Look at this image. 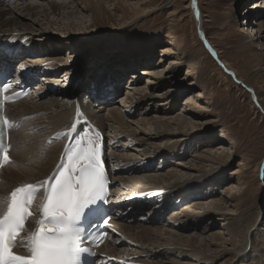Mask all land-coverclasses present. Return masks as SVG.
I'll return each instance as SVG.
<instances>
[{
  "label": "bare ground",
  "instance_id": "1",
  "mask_svg": "<svg viewBox=\"0 0 264 264\" xmlns=\"http://www.w3.org/2000/svg\"><path fill=\"white\" fill-rule=\"evenodd\" d=\"M41 1H50V3H47L46 6L43 2L33 0L25 8H20L19 5L4 8L8 0H0V48L7 45L15 49L20 43H23L21 50L23 54H28L27 58L25 57V60L22 61L21 66L34 71L42 67V72H46V75L49 78L51 77L48 85L40 84L42 93L39 97L33 98L32 96L9 107L10 115L14 118L41 114L31 120L24 129L13 135L12 162L15 161L19 165L17 169H12L11 162L1 173L0 212L4 211L6 199L13 188L43 179L55 167L63 144L54 142L50 147H46L45 140L55 132L63 129L67 123H71V117L74 114V107L70 105L74 99L72 96L81 94L84 96L90 95L91 97L97 90V98L110 102L109 96L116 95V92L120 90L123 79L128 81L126 86L128 95L124 98L123 104H120L122 102L119 101L116 106L106 107L105 104L100 103L97 108H94V105L89 103L86 109L88 114L109 137L113 148L112 153H110V162L113 165V170L118 173V177H121L123 189L128 191V195L140 193L142 194L141 197L145 198L144 201L141 200L142 203H135L133 207H129L130 204L126 207L122 205L125 201L122 202L121 198L117 199L120 200L118 201V203H121L120 208L129 211L130 216L128 219L133 220L137 217L139 219L140 215L146 214L145 220H154L153 222L157 223L156 219L161 217L166 210L176 209V201L180 202L181 194L184 195V200L188 199L193 193V188L202 187L218 179L222 169L215 166V164L221 162V154H225L224 147L219 145L216 146L217 149L195 155L188 162L184 160L179 163L176 162L175 168L172 167L164 173L158 175L148 173L144 177L138 176L144 171L147 173V169L155 166L158 162L160 165L164 161L169 162L171 158L175 157V151L179 147L194 143L201 135L200 133H192L198 122L195 115L188 111L187 106L182 107V112H179L178 115L165 112L162 116L158 114L152 117L148 116L151 114L148 109L151 108V111L155 109L157 101L164 100L168 104L172 101L176 102V98H172L175 97L173 95L175 89L163 90L162 87L167 81H170V73L177 67V64L181 63L180 59L182 58L170 59L169 64L161 67V69L160 67L153 68V66L145 67L153 65V63L148 58L145 63L141 62L147 52H142L138 45H134V40L131 39L132 33L129 32L120 47L121 54L119 52L116 53L117 56L115 53L114 56L109 55L111 61L107 66H102L99 63L101 66L92 74L89 73L88 76L84 74L80 78L75 76L76 79L70 77L65 80L71 82L69 84L70 88L61 87L59 92L64 96V98H61L64 99V102L60 103L59 99L55 97L59 93L56 90L59 89V83H61L59 74L62 70H65V74L68 70L72 71L71 69H64L66 65L60 58V53L63 51L62 46L70 44L73 49L74 46L78 48L76 45L79 37L86 34L76 31L73 25V27L63 29L66 33L65 37L52 38L53 34L49 31L51 27H46V24L50 26L53 19V21L57 18L60 20L61 17H67V19L69 17L78 18L85 12L94 13L98 10L102 12L104 10L103 2L109 0ZM130 6L138 18L153 10V6L148 4V1L131 3ZM190 6L195 15L194 0L190 3ZM250 8L249 10L245 8L247 10L245 14H248V16L246 19H242L240 27L245 36L249 38L248 46L257 47L258 45L260 49H263L264 0H255ZM253 10L255 11L252 12ZM175 14L172 13L171 15ZM252 17H254L255 22L251 20ZM134 21L128 23L129 26ZM92 35L87 36L91 37ZM74 43L76 45H73ZM110 47H112L111 44L107 46V50L103 55L107 54ZM44 49L50 51L46 50L47 52L44 53ZM173 50L168 46L163 49L166 54L170 55L174 54ZM142 53L144 55L139 58V54ZM88 56H83L85 61L83 68L86 73L92 65L89 63ZM138 58L139 62H137ZM76 61L77 64L80 63V60ZM222 63L227 67V62ZM138 65L145 67L140 72L141 75L145 76V78L143 77V81L146 82L145 86L141 85L142 76H138L133 71L134 67H138ZM66 67L68 68V66ZM232 72L234 73V71ZM77 74L80 75V73ZM43 77L45 78V76ZM103 81L104 83L107 82L105 86L101 84ZM73 82H77L74 88L72 86ZM112 85L115 87L114 90H109L108 87ZM178 87L184 90H192L193 85L189 87L180 83ZM131 90H134L133 93ZM108 92L109 95L107 96ZM44 93L46 95L45 99L41 96ZM104 94L105 96H103ZM254 94L259 101V109L264 111L262 98L260 99L255 92ZM200 96L202 95L197 97ZM38 100L41 101V104H37ZM191 100V95H188L184 104L192 103ZM80 101H83V98H80ZM53 102L54 104L48 106L49 103ZM197 106L203 108V110L205 109L200 103H197ZM146 107L149 108L142 114ZM123 112L130 117L136 115H144L145 117L136 121H128L124 118ZM16 115L17 117H15ZM212 129L213 126L211 125L207 132L210 133ZM28 131L29 133H27ZM163 140H167L170 145L161 146L160 142ZM131 144L136 145V149L134 148L135 154H129ZM179 156H181L180 159L185 158V155L180 154ZM208 166L211 169L208 170ZM216 167L217 169H215ZM159 168L161 167L159 166ZM6 171L7 178L4 177ZM4 179L6 180L2 183ZM230 188V190L237 189V187L232 186ZM132 191L137 192L132 193ZM203 193L199 192V196L193 199L192 205L184 206L182 209L179 208L181 209L179 212L173 211L172 217L167 222L169 227H165V229L156 225V227L150 225L149 227H137L136 225L122 224L115 240L105 244L101 252L106 253L108 256L127 258L130 261L134 259L135 264H151L146 259L150 257L159 259L158 264H167L168 262L171 264H231L228 261L233 259L237 260L238 264H262L263 260L258 259L253 249L248 248L246 245L249 240L248 229L257 224V219L252 225L234 221L224 225L225 229L227 227V230H230L229 234L234 235L236 241L233 238H227L221 230L204 235L210 229L208 225L212 227L218 225L217 221L219 220H225V222L229 219L233 220L236 214L231 207L232 204L228 205V200L212 198L210 201L202 202V199L199 198L203 197ZM151 198L154 203L153 201L149 203ZM175 199L177 200L175 201ZM132 214L133 216H131ZM193 226H196L194 228L199 230L196 237L178 232L181 229L184 230ZM30 230L31 226L28 225L26 233L21 238L26 240ZM240 244L245 246L242 247ZM123 245H126V248H123ZM23 249L24 246L19 245L17 252L21 254ZM135 249L140 251L139 254L144 259L136 258L135 252H131ZM232 255L234 257H230ZM223 259L225 260L221 261Z\"/></svg>",
  "mask_w": 264,
  "mask_h": 264
},
{
  "label": "rangeland",
  "instance_id": "2",
  "mask_svg": "<svg viewBox=\"0 0 264 264\" xmlns=\"http://www.w3.org/2000/svg\"><path fill=\"white\" fill-rule=\"evenodd\" d=\"M30 1L33 0H16L13 3L6 4L4 8L14 5L25 8ZM34 1L43 2L46 6L50 3V1ZM139 1H148V4L153 6L152 11L140 18L135 15L130 6L131 3ZM192 1L109 0L103 2L104 10L102 12L99 10L94 13L82 12L84 14L78 18L69 17L67 19V17H61L60 20L57 18L55 21L53 19L52 25L46 24V27H51L49 31L53 34L52 38L65 37L66 33L63 29L73 27V25L76 31L86 34L79 37L77 45L73 44L78 48L74 46L73 49L70 44L62 46L63 51L60 53V58L68 66V68L64 66V69L72 70L67 71L69 74H65V70H62L59 74L62 80L70 77L76 79L75 76L80 78L84 74L88 76L89 73L95 72L101 64L107 66L111 61L109 55L114 56V53L119 52L121 54L120 47L129 32L132 33L131 39L134 40V45H138L142 52H147L141 62L145 63L148 58L153 63V65L145 67L153 66V68L160 67L161 69V67L169 64L170 59L182 58L180 59L181 63L177 64V67L170 73V81H167L162 87L163 90L175 89V93L173 92L175 97L172 98H176V102L172 101L168 104L164 100L157 101L155 109L151 111V108L146 107L142 114L149 108L148 110L151 113L148 115L149 117L156 114L162 116L165 112L178 115L179 112H182L181 108L187 106L188 111L195 115L198 122L192 133H200L201 135L194 143L179 147L175 151V157L171 158L169 162L164 161L162 163L163 168H159L160 163L158 162L155 166H151L152 168L149 167L150 170L148 168L147 173L144 171L138 176L144 177L148 173L155 175L164 173L172 167L175 168L176 162L179 163L183 160L188 162L195 155L217 149V145L223 146L225 150V154H221V162L215 164V166L222 169L221 175L211 183L191 189L193 193L188 199L184 200V195L181 194L182 197H178L181 199L180 202L175 199L176 209L166 210L161 217L156 219L157 223L153 222L154 220H145L144 218L147 217L145 214L140 215L139 219L137 217L130 220L127 224L136 225L137 227H149L150 225L165 229V227H169L167 222L172 217L173 211L179 212L184 206L192 205L193 199L199 196V192H204L203 197L199 198L202 199V202L210 201L212 198L228 200V205L232 204L231 207L236 214L233 220L229 219L226 222L225 220H219L217 221L218 225L212 227L208 225L210 229L205 233L203 232L204 235L221 230L227 238H233L236 241L237 239L234 235L229 234L230 230H227V227L225 229L224 225L233 221L252 225L257 219V224L248 229L249 240L246 245L248 248L253 249L257 258L263 260L262 264H264V111L259 109V101L254 94L255 92L260 99L262 98L264 105V47L260 49L258 45L257 47L248 46L249 38L245 36L240 27L242 19H246L248 16V14H245L246 11L251 9L250 6L255 0H197L202 15V28L206 37L218 54L219 59L222 62H227V68L234 71V75L224 69L206 47L200 36V31H198L197 17L193 14V9L190 6ZM172 13L176 14L171 15ZM253 18L251 20L255 22ZM132 21H134V24L132 23L129 26L128 23ZM89 34L93 35L88 37ZM109 44L112 47L106 55H103ZM166 46L173 48L174 54H166L163 51ZM82 49L85 50L81 51ZM46 50L50 51L44 49V53L47 52ZM83 54L85 56L89 55V63L92 64L90 65V71L88 70L87 73L83 68L85 66ZM141 55L143 56L144 53L139 54V58ZM139 58L137 62H139ZM76 60H80V63L77 64ZM160 60L162 61L160 62ZM145 67L138 65L133 69L134 73L142 76V86H145L146 82L143 81L145 76L141 75L140 72ZM77 73H80V75ZM236 77L242 80L239 81ZM126 80H122L112 107L116 106L119 101L122 102L120 104L124 103V98L128 95V89H126L128 81ZM70 83V81H64L66 86H69ZM180 83L189 87L193 85L194 88L192 87V90L180 89L178 87ZM76 85L77 82H73V88ZM63 87L66 89L65 86ZM188 95H191V101L193 102L185 105L184 101ZM199 95H202L201 98L197 97ZM45 96H43L44 99ZM55 97L59 99L60 103L64 102V99H61L64 96L60 92ZM197 103H200L205 111L203 108L198 107ZM37 104H41V101L38 100ZM52 104L54 102L49 103L48 106ZM123 114L128 121H136L145 117L144 115L130 117L124 112ZM211 125L213 129L209 133L207 131ZM139 126L141 127L140 124ZM189 129L191 130V128ZM160 144L161 146L170 145L167 140H163ZM134 148L136 149V145L131 144L129 154L136 153ZM180 154L185 155V158L180 159ZM18 165L14 161L11 168L17 169ZM207 169L209 170L211 167L208 166ZM4 174V177L7 178V171ZM5 180H2V183ZM231 186L237 187V189L230 190ZM194 227L196 226L181 229L178 232L196 237L199 230ZM240 245L245 246L244 244ZM123 248H126V245H123ZM131 251L133 252V250ZM134 252L138 258L144 259L139 254L138 249H135ZM146 259L151 264H158L157 262L160 261L154 257ZM228 262L238 264L235 259ZM167 264L171 263L168 262Z\"/></svg>",
  "mask_w": 264,
  "mask_h": 264
},
{
  "label": "snow or ice",
  "instance_id": "3",
  "mask_svg": "<svg viewBox=\"0 0 264 264\" xmlns=\"http://www.w3.org/2000/svg\"><path fill=\"white\" fill-rule=\"evenodd\" d=\"M99 152V146L84 151L87 164L78 174L65 169L50 178L54 182H40L45 192L42 219L27 240L20 234L32 215L36 187L26 184L11 191L4 211L0 212V264H87L82 257V253L89 251L82 246L87 238L85 220L92 226L96 206L105 202L106 179ZM4 158H8L6 153ZM102 222L107 223L106 217ZM17 245L26 247L30 255L16 254L13 248Z\"/></svg>",
  "mask_w": 264,
  "mask_h": 264
},
{
  "label": "water",
  "instance_id": "4",
  "mask_svg": "<svg viewBox=\"0 0 264 264\" xmlns=\"http://www.w3.org/2000/svg\"><path fill=\"white\" fill-rule=\"evenodd\" d=\"M194 2H195V11H194V13H195V15H196V17H197L198 31H200V36H201V38L203 39V41H204L206 47H208V48L211 50V52H212L214 58L217 60V62L220 63V65H221L224 69H227V71H228L229 73H231L232 75H234V73H233L232 71H230V70L226 67V65H224V63H222V61L219 59L218 54H217V53L213 50V48L211 47L210 41H209V39H207L206 34H205V31L202 29V20H201V15H200L199 7H198V4H197V0H194ZM245 87L248 88L246 85H245Z\"/></svg>",
  "mask_w": 264,
  "mask_h": 264
}]
</instances>
